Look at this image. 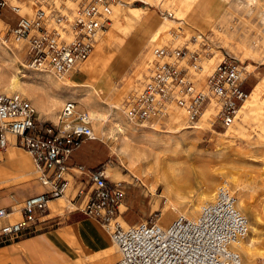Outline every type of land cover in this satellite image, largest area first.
<instances>
[{"label":"rangeland","instance_id":"obj_1","mask_svg":"<svg viewBox=\"0 0 264 264\" xmlns=\"http://www.w3.org/2000/svg\"><path fill=\"white\" fill-rule=\"evenodd\" d=\"M34 1H25L19 14L32 17ZM118 1L123 6L112 8V24L105 34L95 37L89 58L61 79L26 68L27 45L17 42L0 21V95L29 100L38 119L48 124H56L67 101L75 102L90 118V111L102 115L105 121L91 118L92 128L96 142L104 147L110 179L125 183L118 219L125 228L156 220L167 226L180 215L194 218L199 206L212 200L215 189L227 185L249 221L244 242L251 241L253 248L251 257L239 252L243 264H264V90L250 113H238L228 129H222L216 120L215 101L196 124L189 123L185 112L177 108L167 118L142 125L127 123L123 115L125 101L142 88L157 47L189 51L177 66L203 87L223 57L244 63L250 72L244 85L249 100L253 89L264 82V0ZM65 5L74 7L68 2ZM13 14L18 18L16 11ZM157 30L159 38L150 42ZM198 34L203 35L202 40H195ZM124 56V69L114 74L113 66ZM194 64L203 69H194ZM83 103H90V109ZM189 125L196 129L175 132ZM134 132L143 138H135ZM10 150L25 157L21 159L29 170L33 167L32 178L20 185L13 182V188L23 186L20 189L27 191L38 187L39 174L26 150L7 147L0 153V169L8 164L6 153ZM128 159L134 176L126 168ZM110 245L107 254L113 255L115 248Z\"/></svg>","mask_w":264,"mask_h":264},{"label":"built area","instance_id":"obj_2","mask_svg":"<svg viewBox=\"0 0 264 264\" xmlns=\"http://www.w3.org/2000/svg\"><path fill=\"white\" fill-rule=\"evenodd\" d=\"M73 3L68 8L65 3ZM118 0H35L32 17L19 14L10 35L27 45L28 67L67 76L85 62L94 49L95 37L107 32L109 17ZM7 0H0V10ZM202 40L203 35H196ZM189 53V51L187 52ZM183 49L153 50L154 62L140 89L124 104L126 122L142 125L167 118L170 111L183 110L188 122L197 123L204 110L216 103V120L222 129L235 122L241 105L248 97L244 85L250 72L244 63L223 57L207 76L205 86L192 80L177 66L187 55ZM167 60H173L168 62ZM202 66L194 64L198 70ZM214 125V123H213ZM92 120L67 101L60 109L56 124L42 122L29 100L0 95V153L10 145L26 150L39 174L37 180L48 192L27 199L22 217L13 219V211L0 208V239L12 238L46 223L43 211L50 199L62 196L65 176L70 172L71 154L83 142L95 140ZM93 195L83 214L97 221L109 233L119 255L114 264H243L237 244L249 231L247 217L237 208L234 192L225 184L218 186L212 200L199 206L194 218L178 216L169 225L158 220L123 227L119 208L125 197V183L110 182L105 172H85Z\"/></svg>","mask_w":264,"mask_h":264},{"label":"crops","instance_id":"obj_3","mask_svg":"<svg viewBox=\"0 0 264 264\" xmlns=\"http://www.w3.org/2000/svg\"><path fill=\"white\" fill-rule=\"evenodd\" d=\"M25 1L29 0H7V5L1 9L0 21L8 30L13 29L19 20V16L16 18L13 14V7L20 11L25 8ZM209 10L215 11V6ZM136 17L139 18L134 15ZM126 22L129 23L130 20L126 19ZM159 36L160 31H155L150 42L157 41ZM125 57L121 62L115 63L113 73H121ZM105 83L107 85L108 80ZM76 97L78 96L73 99ZM84 105L90 109V103ZM96 141L97 138L85 141L72 152L68 161L71 170L65 176L66 188L62 196L48 201L43 211L46 223L38 226L40 231L33 232L29 229L12 238L0 239V264H72L75 261H82L81 264H89V261L92 264H112L118 258L113 245L114 254H107L112 242L104 228L83 214L84 207L93 195V189L87 175L80 174L76 168L80 166L86 173L105 172L108 180L114 182L109 177L110 172H107L104 147ZM25 154L29 156L28 152ZM6 156L9 162L0 169V208L12 210L13 219L18 221L22 217L20 205L31 197L47 193L48 188L43 187L37 178L38 187L27 191L20 189L23 186L13 188L15 184L20 185L32 178L33 167L29 171L20 169L19 164H14L13 160L23 156L12 150ZM125 222L130 223V220Z\"/></svg>","mask_w":264,"mask_h":264},{"label":"bare ground","instance_id":"obj_4","mask_svg":"<svg viewBox=\"0 0 264 264\" xmlns=\"http://www.w3.org/2000/svg\"><path fill=\"white\" fill-rule=\"evenodd\" d=\"M69 4H71V5H73V3H71V2H68ZM193 3V2H192ZM34 4V3H33ZM117 5H121V6H123V4L119 1L118 2V4ZM116 5V6H117ZM191 5V4H190ZM116 6H114L113 8H115ZM184 7V6H183ZM69 8V7H68ZM184 8H186V7H184ZM205 10V9H204ZM203 10V11H204ZM194 12H196L197 10L195 9V10H193ZM113 13H114V11H113ZM156 38V37H155ZM91 55V54H90ZM89 55V56H90ZM89 58V57H88ZM84 63V62H83ZM26 68H29L27 65H26ZM203 68V67H202ZM212 71V70H211ZM23 78H24V76H23ZM263 83L264 82H262L261 84H259L255 89H253V91L251 92V95H250V97H249V100H248V98H247V101L245 102V104L242 106V108H240V110H239V112L238 113H241L243 116L244 115H247L248 113H250V111H251V109H252V106L257 102V100L260 98V96H261V94L263 93V90H264V85H263ZM264 95V94H263ZM75 100V99H74ZM212 104H210L209 106H211ZM208 106V107H209ZM207 107V108H208ZM117 108V107H116ZM116 108L113 106V109H115L116 110ZM205 109L204 110V112L205 111H207L208 109ZM215 108V107H214ZM215 110H216V108H215ZM204 112H203V114H204ZM53 114V113H52ZM202 114V115H203ZM89 115V114H88ZM90 115H91V118L92 119H95V120H103V121H105V119H103V117H102V115L101 114H97L95 111H90ZM172 116H173V114H171L170 115V117H169V119H168V121L170 120V119H172ZM125 118V117H124ZM126 121V120H125ZM200 121V120H199ZM198 121V122H199ZM197 122V123H198ZM128 123V122H127ZM190 123V122H189ZM192 124V123H191ZM193 124H196V123H193ZM146 128V127H145ZM187 129H196V127H195V125H189L187 128H183V127H181V128H178L175 132L176 133H181L182 131H184V130H187ZM118 132L119 133H124V131L122 130V129H118ZM162 132V131H161ZM136 135H135V138H141L142 137V135H139L140 133H136V132H134ZM175 133V134H176ZM174 134V135H175ZM143 138V137H142ZM13 163L14 164H19V168L20 169H22L23 171H29V167H28V164L23 160V159H21V158H16V159H14L13 160ZM131 163H132V161L130 160V159H128L127 160V164H126V168H127V170H128V172L129 173H131L133 176H134V170H133V168L131 167ZM133 164V163H132ZM236 197V196H235ZM237 199V198H236ZM238 208V207H237ZM249 230H250V226H249ZM248 233H249V231H248ZM247 236H248V234H247ZM247 238V237H246ZM245 238V239H246ZM244 239V240H245ZM244 240L243 241H241V242H239L238 244H237V246H235L236 248H237V251L238 252H241L242 254H244L245 256H249V254L251 253V251H252V248H253V243L251 242V241H246V242H244ZM249 257H251V256H249Z\"/></svg>","mask_w":264,"mask_h":264}]
</instances>
